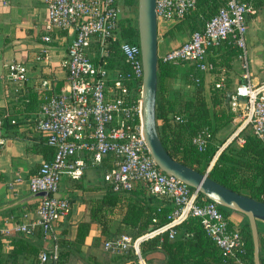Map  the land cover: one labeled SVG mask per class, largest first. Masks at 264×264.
I'll return each instance as SVG.
<instances>
[{
    "label": "built area",
    "instance_id": "built-area-1",
    "mask_svg": "<svg viewBox=\"0 0 264 264\" xmlns=\"http://www.w3.org/2000/svg\"><path fill=\"white\" fill-rule=\"evenodd\" d=\"M197 1L156 0L157 20L180 21L195 9ZM253 1L225 0L202 28L192 30L186 40L166 51L161 58L172 63L192 62L199 70H206L212 66L207 61L208 49L226 39H231L240 48V57H244L247 16L256 11ZM120 11L118 0H47L42 39L50 41L51 33L57 29L72 34L62 61L67 73L66 85L60 92H54L49 78L41 77L36 86L42 101L33 117L34 126L45 134L46 143L54 146L55 152L29 176V190L58 191L64 174L79 178L88 160L100 164L109 158L103 179L113 190L127 191L143 185L149 193L170 202L172 207L166 223L136 236L122 233L107 239L105 248L118 254L131 253L138 264H146L141 253L143 241L166 231L173 238L178 225L189 216H196L224 254L234 257L237 264H250L240 256L244 252L241 228L230 222L218 203L200 200L197 188L163 171L152 158L141 122L143 68L140 48L138 42L128 41L121 35ZM111 40H119L123 67L110 65L107 47ZM35 59L48 62L47 47H43ZM242 66L243 76L248 77L246 60ZM6 76L14 82L10 86V97L17 98L28 80L27 65L20 61L9 63ZM221 85L222 78L216 82V86ZM238 96L245 99L240 100ZM228 103L240 116L232 133L237 135L239 142L244 139L240 132L246 126L263 137L264 81L240 82ZM11 121L15 122V118ZM206 137L207 132L202 130L193 137V142L201 149ZM209 169L208 165L206 171ZM21 179L20 175L15 177L17 181ZM260 200L264 201V194ZM70 209L68 197L49 196L39 200L34 219L14 223L2 230L31 233L40 228L48 232L56 220L70 213ZM56 256L55 245L52 252L39 251L34 264H49Z\"/></svg>",
    "mask_w": 264,
    "mask_h": 264
},
{
    "label": "crops",
    "instance_id": "crops-1",
    "mask_svg": "<svg viewBox=\"0 0 264 264\" xmlns=\"http://www.w3.org/2000/svg\"><path fill=\"white\" fill-rule=\"evenodd\" d=\"M118 3L121 10L120 20L129 18L130 21L136 22L137 0H118ZM255 6L256 11L247 16L244 57L234 56L228 59L229 64L221 63V60H225L226 52L235 45L231 39H226L208 49L207 61L212 65L210 68L199 70L192 62L178 63L173 77L169 80V97L187 96L194 91L195 84L190 79L199 78V75H194L195 70L202 73L203 92L209 106H211L212 85L221 78L222 84H227L231 91L242 81L249 80L252 83L264 81V1L255 0ZM46 19L47 0H0V108L4 109V113L11 110L8 86L14 85V82L6 76V72L7 65L13 61L23 62L28 67V80L22 88V93L27 96L31 91L36 96L33 110L25 111L24 114L28 115L21 117L15 127L4 130L0 124V205L30 193L29 176L37 171L44 159H48L40 149L47 144L45 134L35 128L33 120L42 101V95L36 87L39 79L49 78L54 92H60L67 83V73L62 66V61L66 56V47L72 32L57 29L51 33L50 41H44L41 35L44 32ZM177 22L179 21L158 19L157 52L159 56L189 37L188 29L175 28ZM43 47L48 49V62L35 59L36 54ZM245 60L248 63V77L243 76L242 64ZM18 102L19 108L24 111L25 101ZM234 113L233 121L217 133L219 137L225 139L219 145L209 168L218 152L230 141L235 140L240 144L237 135L232 134L240 119V116ZM106 162L105 159L102 163L96 164L88 160L79 178L66 174L62 176L59 190L69 198L71 209L66 217L56 220L48 232L40 228L31 233L2 230L14 223H26L34 219L36 205L40 199L1 210L0 264H34L37 255L31 253V245L38 246L39 251L52 252L56 245L55 238L72 237L77 222L81 219H88L91 200L100 197L105 192L107 183L103 179V172L107 165ZM17 175H20L22 179L15 180ZM228 216L232 223L242 228L246 219L244 214L230 209ZM257 227L259 236H264V220L257 219ZM100 234V225L92 222L81 250L70 256L71 264L113 263V257L110 256L107 260L103 256L104 252L93 244L94 237ZM133 263L128 258H123L122 264ZM49 264H52V260Z\"/></svg>",
    "mask_w": 264,
    "mask_h": 264
},
{
    "label": "trees",
    "instance_id": "trees-1",
    "mask_svg": "<svg viewBox=\"0 0 264 264\" xmlns=\"http://www.w3.org/2000/svg\"><path fill=\"white\" fill-rule=\"evenodd\" d=\"M224 2L225 0H198L195 9L177 22L175 28L188 29L190 32L202 28L206 19L216 13ZM253 3L255 5V0ZM119 27L124 39L138 42L136 22L122 18ZM118 45L119 40L109 41L107 50L111 60L110 65L123 67L124 60ZM239 53L240 48L231 46L221 63L229 64L228 59L238 56ZM177 64L164 61L159 56L155 108L157 130L171 156L205 172L219 145L225 139L218 136V131L230 124L235 116L229 103L226 102L229 86L227 84L216 86L214 82L211 88V106H209L203 92L202 73L195 70L194 75H199V80L190 79L195 84L194 91L187 96L179 95L171 98L168 95L169 80L173 77ZM10 91L11 88L8 86V93ZM35 97L31 91L27 96L20 91L17 98H9L10 112L4 113V109L0 108V124L4 130L15 127L21 117L28 115L24 114L25 111L33 110ZM18 101H25L24 111L19 108ZM12 118H15V122L11 121ZM202 130L207 132V137L204 147L199 149L193 142V137ZM240 133L244 138L243 141L239 144L232 140L221 149L208 170V175L235 191L261 199V195L264 194V135L257 136L249 126L244 127ZM40 149L46 158L53 157L55 152V147L48 144H44ZM105 159L107 168L109 158ZM198 198L202 201L208 200L200 192ZM218 206L231 222L228 216L230 208L219 204ZM171 207L170 202L149 193L143 185H137L127 191H116L107 183L105 192L91 200L88 219L77 222L73 236L54 239L57 256L52 259V264H65L72 254L81 250L92 222H97L101 229V234L93 239V244L96 246L99 239L112 234L115 220L118 221L117 228L132 229L133 236H136L166 223ZM241 231L244 252L240 253V256L253 264V241L247 218ZM30 251L36 256L39 247L31 245ZM141 253L146 264H237L234 257L223 253L205 231L200 218L196 216H189L178 225L177 233L173 238H170L166 231L143 241ZM123 258H128L131 263L137 262L136 257L128 253L112 264H122ZM259 259L260 263L264 264V236H259Z\"/></svg>",
    "mask_w": 264,
    "mask_h": 264
},
{
    "label": "water",
    "instance_id": "water-1",
    "mask_svg": "<svg viewBox=\"0 0 264 264\" xmlns=\"http://www.w3.org/2000/svg\"><path fill=\"white\" fill-rule=\"evenodd\" d=\"M155 5L156 0H137L136 4L137 41L140 48L143 68L141 122L143 135L150 154L156 165L163 171L171 173L189 186L197 188L200 193L219 205L244 214L249 222L252 235L253 264H261L259 259L257 219L264 220V201L253 198L245 193L235 191L211 178L208 175V171L201 172L179 161L168 153L160 139L155 114L157 65L159 59L157 52L158 20ZM231 93V90L227 91L226 101H228ZM238 98L240 100L245 99L242 96H238ZM49 196L62 197L64 193L60 190L50 193L49 190L46 189L30 192L20 198L0 205V211L30 200L45 199Z\"/></svg>",
    "mask_w": 264,
    "mask_h": 264
},
{
    "label": "rangeland",
    "instance_id": "rangeland-1",
    "mask_svg": "<svg viewBox=\"0 0 264 264\" xmlns=\"http://www.w3.org/2000/svg\"><path fill=\"white\" fill-rule=\"evenodd\" d=\"M137 16V15H136ZM137 18V17H136ZM39 202V201H38ZM37 202V204H38ZM37 206V205H36ZM117 220H115V222L113 223V226H112V234L110 235H106L104 236L101 240L99 239L96 243V247H98L99 249H101L104 253H103V256L108 260L111 257H113V263L119 261V259L117 258H120L121 259V256L123 255H127L126 254H118L114 251H112L111 249H108V248H105L104 247V241L107 240V239H112V238H115L116 236L122 234V233H128V234H131L133 235L134 234V230L132 229H124V228H117ZM120 256V257H119ZM157 256H160V254H157ZM117 259V260H116ZM115 261V262H114ZM72 263V260L69 259L65 262V264H71ZM134 264V263H133ZM135 264H138V262H136Z\"/></svg>",
    "mask_w": 264,
    "mask_h": 264
}]
</instances>
